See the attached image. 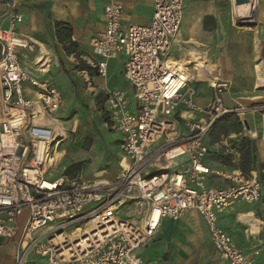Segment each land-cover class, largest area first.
I'll return each instance as SVG.
<instances>
[{"label": "built area", "instance_id": "1", "mask_svg": "<svg viewBox=\"0 0 264 264\" xmlns=\"http://www.w3.org/2000/svg\"><path fill=\"white\" fill-rule=\"evenodd\" d=\"M185 2L153 0L151 23L125 29L124 7L106 6L105 28L92 41L103 60L98 75L106 78L108 60L126 54L124 78L133 87L137 111H130L125 92L108 94L107 115L122 138L121 173L113 181L90 182L65 175L47 179L65 135L55 118L64 106L63 95L22 66L20 51L33 52L35 44L16 31L23 22L18 0H0L10 17V27L0 28V237L21 235L15 264H27L32 256L49 264H153L137 251L155 237L164 219L179 221L191 211L204 220L226 264H251L220 227L219 217L235 203L259 202L261 183L255 173L214 172L204 161L215 124L234 115L264 113V104L225 108L223 83L214 85L207 108L194 103L190 71L169 63ZM246 22L254 18L238 20L241 26ZM246 133L257 138L251 129ZM182 158L188 159L187 166L174 170ZM211 175L227 185L206 186ZM24 212L28 215L19 227ZM81 226L89 232L79 236Z\"/></svg>", "mask_w": 264, "mask_h": 264}, {"label": "crops", "instance_id": "2", "mask_svg": "<svg viewBox=\"0 0 264 264\" xmlns=\"http://www.w3.org/2000/svg\"><path fill=\"white\" fill-rule=\"evenodd\" d=\"M112 3L124 7V29L131 25L146 26L152 21L153 0H18L23 22L16 26V31L35 44L33 52L20 51L24 69L42 81L51 71L58 70L71 83L72 105L79 102L83 110L89 111L87 134L97 126L111 132L106 164L111 168L117 161L119 169L96 172L90 182L113 181L121 173L122 138L107 115L108 94L125 92L130 111H137L133 87L124 78L126 54L108 60L105 79L98 75L97 64L103 60L94 53L92 41L104 30V11ZM253 18V23L238 24L240 19ZM57 23L72 27V40L78 44L82 60L92 68L90 72L80 71L76 58L69 56L58 42ZM9 27V8L0 3V28ZM169 57L192 74L189 88L195 90L193 100L201 108L212 103L214 85L222 83L226 84L221 94L225 108L264 104V0H250L247 6H238L236 0H186L180 34ZM115 76L118 78L114 79ZM87 83L91 87L87 88ZM247 129L255 131L257 138L249 137ZM220 131L221 135L216 136ZM248 141L253 143L256 157L250 174L255 173L261 183V199L251 205L235 203L219 217V225L249 256L251 264H264V113H244L218 122L207 137L210 153L204 162L214 172L241 171L239 164ZM185 160V164L176 162L173 168L186 167L188 159ZM205 183L208 187L227 185L215 175L209 176ZM27 215L24 212L19 219V227ZM249 215L253 216L242 217ZM19 241L18 237L10 241L0 237V264H15ZM137 254L144 262L153 264H226L215 249L204 220L193 211L179 221L164 219L155 237ZM27 264L49 263L33 256Z\"/></svg>", "mask_w": 264, "mask_h": 264}, {"label": "rangeland", "instance_id": "3", "mask_svg": "<svg viewBox=\"0 0 264 264\" xmlns=\"http://www.w3.org/2000/svg\"><path fill=\"white\" fill-rule=\"evenodd\" d=\"M117 73L119 72L116 71V74ZM117 78L118 76L114 77V79ZM42 79L43 81L44 79L48 80L51 85L56 87L62 93L64 99V106L55 115V118L59 119L61 122L65 135L63 142L60 144L59 153L56 155L58 163L47 174V179L56 180L63 177L67 167L79 162L84 163L81 171L69 175L70 178L79 177L84 181H88L94 179V174L96 172L106 171L109 173L113 168L118 170L119 167L117 161L114 162V167L111 168H108L106 164L107 158L109 157L107 148L109 146L111 132L103 131L100 126H97L90 134H87L86 124H89V120L87 119L89 111L87 109L83 110V106H81L79 102L72 105V87L68 79L60 76L58 70L51 71L50 74ZM86 85L87 88L91 87L88 83ZM108 127L110 128V126ZM180 131H186L184 124H182ZM161 143L162 142L159 144ZM185 159L186 158L177 160L178 165L185 164ZM173 169L177 170L179 168ZM126 211L125 208L121 212L120 217L123 220L127 218ZM23 222L25 223V220ZM24 223H22V225H24ZM18 239H21V235L18 236ZM46 240L47 239H45V241Z\"/></svg>", "mask_w": 264, "mask_h": 264}, {"label": "trees", "instance_id": "4", "mask_svg": "<svg viewBox=\"0 0 264 264\" xmlns=\"http://www.w3.org/2000/svg\"><path fill=\"white\" fill-rule=\"evenodd\" d=\"M55 30H56L55 31L56 38H57L58 42L65 47L66 53L69 56L73 55L76 58V60L78 61V63H79L78 69L80 71L90 72L92 70V68L86 62H84L82 60V58H81L82 53L79 51L78 44L72 40V36H73L72 27L70 25H67V24L57 23L55 25ZM100 110L103 111L102 108H100ZM217 125H218V123L215 124L213 130L216 129ZM220 135H221V131L219 134H216V136H218V137ZM247 145H248V148L245 151H243L242 159H241V162L239 164V168L245 176L250 175V171L255 167L254 165H255V160H256L255 149H254L253 143L251 141H248ZM83 165H84L83 162H79V163L70 165L69 167H67L65 169L64 175L69 176V175H73L75 173L80 172Z\"/></svg>", "mask_w": 264, "mask_h": 264}, {"label": "bare ground", "instance_id": "5", "mask_svg": "<svg viewBox=\"0 0 264 264\" xmlns=\"http://www.w3.org/2000/svg\"><path fill=\"white\" fill-rule=\"evenodd\" d=\"M170 64H172V63H177L181 68H183V64L182 63H180V62H174V61H170L169 62ZM37 64H40V61L39 62H37ZM185 67V66H184ZM44 68V67H43ZM47 69V68H46ZM45 70V69H44ZM192 77V74L190 73V78ZM56 123L60 126V128L61 129H63V127H62V124L61 123H59V121H56ZM61 144V143H60ZM58 152H59V150H58ZM58 152L55 154V156H54V158H53V160H52V163H53V165H57V163H58V160H57V158H56V155L58 154ZM251 216H253V215H249V216H242L244 219L246 218V219H248L249 217H251ZM77 232H79V236H82V235H84V234H86V233H88L89 232V228H86V226H81L78 230H77Z\"/></svg>", "mask_w": 264, "mask_h": 264}, {"label": "water", "instance_id": "6", "mask_svg": "<svg viewBox=\"0 0 264 264\" xmlns=\"http://www.w3.org/2000/svg\"><path fill=\"white\" fill-rule=\"evenodd\" d=\"M236 4L238 5V6H241V5H248V4H250V0H236Z\"/></svg>", "mask_w": 264, "mask_h": 264}]
</instances>
